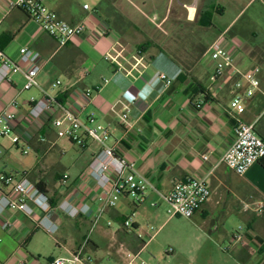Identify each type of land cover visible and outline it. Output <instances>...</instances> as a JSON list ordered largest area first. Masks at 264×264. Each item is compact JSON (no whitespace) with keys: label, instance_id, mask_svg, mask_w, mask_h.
I'll return each instance as SVG.
<instances>
[{"label":"crops","instance_id":"0c3cea01","mask_svg":"<svg viewBox=\"0 0 264 264\" xmlns=\"http://www.w3.org/2000/svg\"><path fill=\"white\" fill-rule=\"evenodd\" d=\"M10 1L0 0V51L15 60L19 48L26 47L40 53L44 61L37 77L39 88L23 91L19 74L0 85V113L11 101L18 103L15 125L24 140L13 145L9 138H1L0 175L16 180L25 175L43 188L52 210L43 214L33 209L31 216L13 210L0 214V264H48L70 256L86 239L95 210L112 195L109 186L101 190L89 173V163L99 150L96 143L82 137L85 146L79 147L57 139L49 116L28 119L30 101L41 100L42 91L56 101L50 116L57 117L62 106L82 122L93 117L107 128L108 144L116 155L133 163L158 192L167 194L175 183L188 179L203 180L210 197L190 220L209 233L223 231L229 220L236 221L245 229L240 233L248 246L232 243L230 234V255L237 264H264V159L243 176L222 163L234 141L229 109L234 82L255 66L264 76V32L234 29L253 0H40L61 20L86 26L82 35L61 48L24 11L9 10ZM232 6L234 17L222 23ZM221 37L239 74L227 69L211 81L214 62L208 49ZM161 72L171 80L167 88L158 78ZM56 80L61 84L52 89ZM86 89L92 97L81 109L79 94ZM125 110L128 126L119 121ZM263 114L259 105L246 100L243 121L254 124L264 139ZM18 152L26 158L19 159ZM63 174L68 176L65 184ZM9 189L0 185L11 196ZM63 200L75 207L87 205L88 214L64 215L57 210ZM254 201L263 203L260 214L254 212ZM156 202L167 208L153 191L140 203L121 197L114 207L106 208L103 216L115 222L134 214L135 232L127 231V240L120 242L128 251L142 243L140 221L148 207H158L152 206ZM44 216L54 224V233L39 227ZM93 231L85 257L99 249ZM117 264H124V255Z\"/></svg>","mask_w":264,"mask_h":264},{"label":"built area","instance_id":"2783aa9c","mask_svg":"<svg viewBox=\"0 0 264 264\" xmlns=\"http://www.w3.org/2000/svg\"><path fill=\"white\" fill-rule=\"evenodd\" d=\"M8 9H20L27 16L36 22L41 30L49 37L53 38L58 47H64L69 40L82 35L86 26L84 23L71 25L61 20L57 14L46 7L40 0H13L8 2ZM87 5L83 8L87 9ZM209 57L214 62V69L210 75V80L215 81L222 77L227 69L231 74L237 75L239 72L233 65V57L224 44V39L217 38L208 49ZM110 59L109 55L105 56ZM44 59L35 50L21 47L18 50V57L15 60L8 58L0 51V85L9 81L12 75H21L23 78V91L39 88L37 77L41 71ZM163 87L167 88L171 80L164 74L158 76ZM107 83V81H104ZM59 80L51 84L55 89L60 86ZM234 95L229 102L231 117L234 122V141L225 151L222 163L225 167L237 176H243L255 163L264 159V139L255 131L254 124L243 121L246 109V100L260 95L264 98V76L259 66L241 74V77L234 82ZM43 92V98L39 101L30 102L32 105L28 110V119L39 120L43 116H49L51 127L55 131L57 139H67L70 143L84 147L82 137H86L99 147L89 163V173L101 190L110 187L111 196L105 199L102 207H98L92 217L91 228L86 239L81 246L68 257H58L48 264H84L90 258L84 256L85 247L89 242L90 233L99 223L106 208L114 207L116 201L121 197L133 199L137 204L145 199L147 192H155L159 199L167 205L166 213L170 217H183L190 219L208 201L210 191L203 180L188 179L184 182L175 183L171 191L162 194L136 169L133 163H128L116 155L114 147L108 144L110 133L107 128L95 123L93 117H88L82 122L77 115L71 111L60 107V114L57 117L50 116L53 112L54 98ZM92 91L89 89L81 91L79 94V106L84 109L91 100ZM18 103L13 100L8 104V109L0 113V138H9L13 145L24 144L23 134L16 129L14 110ZM128 110L119 116L120 124L128 126ZM43 141V139H42ZM24 154L27 150L23 151ZM206 159V157H204ZM68 179L66 174L61 177V183L65 184ZM0 185L8 186L11 196L0 190V214L5 210L20 211L27 216H31L33 209H37L43 214L52 210L49 198L38 190V188L23 175L19 179L12 176L0 175ZM153 207L158 206V202L153 203ZM263 203L253 202V209L256 214L262 212ZM57 210L64 215L74 218L79 215H87L89 207L81 205L72 206L66 200L57 205ZM134 214L123 219V227L128 230L133 227ZM40 228L48 233L55 232L54 224L44 216L38 221ZM110 226V222L106 223ZM140 238V236H138ZM232 243H239L248 246L246 239L238 231L231 235ZM141 248L126 251L124 254V264H147L140 256Z\"/></svg>","mask_w":264,"mask_h":264},{"label":"rangeland","instance_id":"374dc122","mask_svg":"<svg viewBox=\"0 0 264 264\" xmlns=\"http://www.w3.org/2000/svg\"><path fill=\"white\" fill-rule=\"evenodd\" d=\"M244 3L247 1H243ZM235 13V7H227V13L221 18V22H230ZM245 28L264 32V0L263 3L259 0L249 3L235 23L234 29ZM17 155L19 159L26 158L19 152ZM31 156L30 154L28 157ZM107 221L110 226H106ZM122 222L123 220L115 222L105 216L101 217L91 235L98 243L99 249L89 251L90 261H84V264H117V260L128 249L115 238L114 233L117 229L122 230L119 232H135L133 227L126 230ZM140 222L142 229L138 233L142 243L137 247L142 249L140 256L147 264H237L230 255L231 241L227 236L236 231L245 232V229L239 228L237 222L232 219L227 222L223 231L209 233L197 227L190 219L170 217L166 213V207L160 204L157 208L148 207Z\"/></svg>","mask_w":264,"mask_h":264},{"label":"trees","instance_id":"16d2710c","mask_svg":"<svg viewBox=\"0 0 264 264\" xmlns=\"http://www.w3.org/2000/svg\"><path fill=\"white\" fill-rule=\"evenodd\" d=\"M250 103H256L257 105H259V112H261L262 110H264V98L261 96H255L253 98L250 99ZM262 119H264V114L262 115ZM257 132V131H256ZM259 135V134H258ZM37 188L39 191L43 192V188L39 185H37ZM118 240L119 242H124L127 240V234L126 232H118ZM138 248L134 249L137 250Z\"/></svg>","mask_w":264,"mask_h":264}]
</instances>
